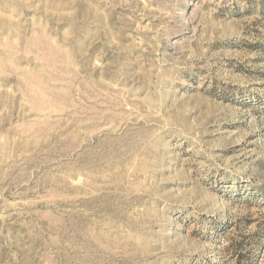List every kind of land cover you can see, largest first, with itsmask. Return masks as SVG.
<instances>
[{
    "label": "rangeland",
    "instance_id": "374dc122",
    "mask_svg": "<svg viewBox=\"0 0 264 264\" xmlns=\"http://www.w3.org/2000/svg\"><path fill=\"white\" fill-rule=\"evenodd\" d=\"M0 264H264V0H0Z\"/></svg>",
    "mask_w": 264,
    "mask_h": 264
}]
</instances>
